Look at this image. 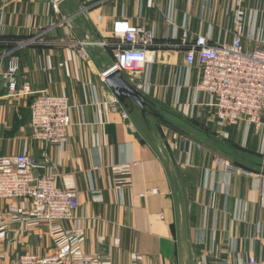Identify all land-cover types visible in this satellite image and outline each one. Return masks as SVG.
Returning a JSON list of instances; mask_svg holds the SVG:
<instances>
[{
	"label": "crops",
	"instance_id": "obj_1",
	"mask_svg": "<svg viewBox=\"0 0 264 264\" xmlns=\"http://www.w3.org/2000/svg\"><path fill=\"white\" fill-rule=\"evenodd\" d=\"M236 17L245 26V49H264V0H0V164L32 156L37 175L77 190L81 202L74 219L54 227L15 218L13 211L26 201L0 202V264L68 250L96 258V264L263 258L264 124H220L216 98L196 89L199 66L186 67L184 51L164 46L183 33L205 36L213 45L230 42ZM118 19L156 36L155 60L145 74L151 86L143 94L205 133L171 132L169 151L162 153L120 101L130 118L111 112L107 101L118 97L101 76L115 63L111 43ZM80 43L89 59L80 54ZM12 60L19 63L15 93L4 80ZM25 87L30 93L23 94ZM42 91L70 102L66 144L33 136L31 107ZM215 155L244 173L227 174ZM153 189L159 193L141 197Z\"/></svg>",
	"mask_w": 264,
	"mask_h": 264
},
{
	"label": "built area",
	"instance_id": "obj_2",
	"mask_svg": "<svg viewBox=\"0 0 264 264\" xmlns=\"http://www.w3.org/2000/svg\"><path fill=\"white\" fill-rule=\"evenodd\" d=\"M53 6L59 13L56 1ZM233 24V38L230 42L213 45L205 36L194 37L183 33L177 42H165L164 46L184 51L186 67L199 66L201 79L196 89L216 98L215 117L220 124L236 126L245 122L260 129L264 124V49L246 50V30L242 19L236 17ZM165 39L169 40V35ZM35 41L33 39L29 42ZM111 45L116 68L129 78L136 90L145 93L151 86L150 80L145 78L146 70L154 63L153 49L158 46L154 33L144 27L132 25L127 20L118 19L113 25ZM79 46L82 57L89 59L85 50L86 43H80ZM18 70V61L12 60L4 74V80L13 93L17 91L14 77ZM101 80L106 82L104 74ZM28 93L30 88L25 87L23 94ZM107 103L112 113L120 114L125 120L130 118L116 97H111ZM71 109L68 98L54 96L48 91L40 92L31 107L34 138L45 144L68 143L72 125ZM43 156L46 157V154ZM214 160L229 175L242 173V170L218 155ZM37 169V159L27 154L17 155L0 164V202L26 201L28 206L13 212L15 218L20 216L31 226L54 227L62 221L74 219L75 212L81 205L79 192L75 189H60L54 177L45 173L37 175ZM158 193V189H153L141 197ZM4 235L0 231V241ZM261 242L264 248V239ZM18 264H96V258L77 255L68 250L46 257L24 254L19 258ZM197 264L209 263L200 261ZM240 264H264V256L260 259L250 256Z\"/></svg>",
	"mask_w": 264,
	"mask_h": 264
},
{
	"label": "rangeland",
	"instance_id": "obj_3",
	"mask_svg": "<svg viewBox=\"0 0 264 264\" xmlns=\"http://www.w3.org/2000/svg\"><path fill=\"white\" fill-rule=\"evenodd\" d=\"M153 103L154 104L150 106L148 105L146 107L147 111L148 112L150 111V113L146 114L145 117L142 114L141 110L138 109L137 120L140 125L146 126L147 131L143 130V132H145L150 137L149 139H151L153 142H156L158 139L164 142V145L161 146V148L163 149V152L169 151V149L165 146L166 144L165 142L167 141V138L171 132L184 133V135H189L191 137H195L199 131H201L202 133L203 132L205 133V131L200 130L198 127L193 125L192 124L193 122L184 121L182 124L181 120L177 118L176 115L169 113V111H167L165 106L157 102L155 103L154 101ZM155 113H157V116L154 115ZM176 121L179 123L178 129L172 127L171 125V124H175L177 126L178 123H176ZM149 128H151V130ZM212 139L213 138L211 137V140ZM159 147L160 146H157L158 149ZM218 156H220L225 161H229L235 168L242 170V173H244V170L242 168L237 167L229 159L223 157L222 155H218Z\"/></svg>",
	"mask_w": 264,
	"mask_h": 264
},
{
	"label": "water",
	"instance_id": "obj_4",
	"mask_svg": "<svg viewBox=\"0 0 264 264\" xmlns=\"http://www.w3.org/2000/svg\"><path fill=\"white\" fill-rule=\"evenodd\" d=\"M103 74L105 75L106 81L110 84L123 107L132 117H134V119H137L138 109L141 110L144 117L146 114L150 113V111H147L146 107L148 105L150 106L154 104L153 101L145 94L131 86L125 78L123 72L118 70L115 64L107 67L103 71ZM154 115L157 116V113ZM171 125L172 127L177 128L175 124ZM149 129L151 130V128ZM156 142L155 144L160 146L159 150L163 153L161 146L164 145V142L160 141L159 139Z\"/></svg>",
	"mask_w": 264,
	"mask_h": 264
}]
</instances>
